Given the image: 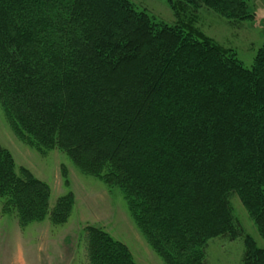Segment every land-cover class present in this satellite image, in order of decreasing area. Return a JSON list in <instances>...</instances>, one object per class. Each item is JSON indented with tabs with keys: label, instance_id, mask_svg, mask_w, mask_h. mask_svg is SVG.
<instances>
[{
	"label": "trees",
	"instance_id": "16d2710c",
	"mask_svg": "<svg viewBox=\"0 0 264 264\" xmlns=\"http://www.w3.org/2000/svg\"><path fill=\"white\" fill-rule=\"evenodd\" d=\"M245 20V0H185ZM0 105L16 135L64 153L118 189L165 264H204L237 235L235 197L264 241V46L250 70L209 41L160 25L127 0H0ZM48 186L0 148V202L21 227L66 222ZM87 264H135L86 228ZM243 264H264L246 237Z\"/></svg>",
	"mask_w": 264,
	"mask_h": 264
},
{
	"label": "rangeland",
	"instance_id": "374dc122",
	"mask_svg": "<svg viewBox=\"0 0 264 264\" xmlns=\"http://www.w3.org/2000/svg\"><path fill=\"white\" fill-rule=\"evenodd\" d=\"M139 13L157 24L180 28L207 40L221 52L239 60L250 70L264 46V0H245L248 18L228 20L185 0H127ZM0 148L8 151L17 168L27 169L48 186L49 210L65 196L72 207L65 223L54 225L46 218L21 227L13 214H3L0 202V264H87L86 228L102 229L124 244L135 264H165L136 226L123 194L103 181L84 175L58 151L46 153L27 145L12 130L0 105ZM230 207L237 235H224L204 245V264H243L245 239L264 248L253 221L235 197ZM20 264V263H17Z\"/></svg>",
	"mask_w": 264,
	"mask_h": 264
},
{
	"label": "crops",
	"instance_id": "0c3cea01",
	"mask_svg": "<svg viewBox=\"0 0 264 264\" xmlns=\"http://www.w3.org/2000/svg\"><path fill=\"white\" fill-rule=\"evenodd\" d=\"M17 263H22V259L18 258ZM16 262L14 264H17Z\"/></svg>",
	"mask_w": 264,
	"mask_h": 264
}]
</instances>
